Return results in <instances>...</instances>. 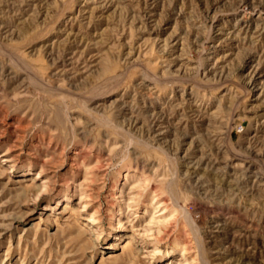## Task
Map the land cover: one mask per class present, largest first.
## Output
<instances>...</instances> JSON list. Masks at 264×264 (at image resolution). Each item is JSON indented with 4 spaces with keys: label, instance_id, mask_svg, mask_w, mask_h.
I'll use <instances>...</instances> for the list:
<instances>
[{
    "label": "rangeland",
    "instance_id": "obj_1",
    "mask_svg": "<svg viewBox=\"0 0 264 264\" xmlns=\"http://www.w3.org/2000/svg\"><path fill=\"white\" fill-rule=\"evenodd\" d=\"M0 264H264V0H0Z\"/></svg>",
    "mask_w": 264,
    "mask_h": 264
},
{
    "label": "bare ground",
    "instance_id": "obj_2",
    "mask_svg": "<svg viewBox=\"0 0 264 264\" xmlns=\"http://www.w3.org/2000/svg\"><path fill=\"white\" fill-rule=\"evenodd\" d=\"M242 3V2H241ZM244 3V2H243ZM157 7V6H156ZM150 8H151V10H150V12H149V16H154L155 15V6H150ZM159 14V13H158ZM172 15V14H171ZM147 16V15H146ZM173 16V15H172ZM175 34V33H174ZM177 36H175L173 39H175ZM220 39V38H219ZM255 74V73H254ZM195 158V157H194ZM193 161V160H192ZM201 162V161H200ZM199 162V163H200ZM246 170V169H245ZM245 173H247L248 172V170H246V171H244ZM257 173V172H256ZM259 178V177H258ZM262 179V178H261ZM261 183V182H260Z\"/></svg>",
    "mask_w": 264,
    "mask_h": 264
}]
</instances>
